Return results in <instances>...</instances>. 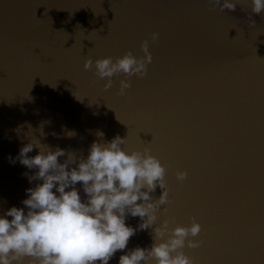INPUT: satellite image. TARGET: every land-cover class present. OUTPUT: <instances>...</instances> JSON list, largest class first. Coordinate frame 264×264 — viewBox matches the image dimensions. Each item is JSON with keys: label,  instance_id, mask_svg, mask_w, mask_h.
<instances>
[{"label": "water", "instance_id": "1", "mask_svg": "<svg viewBox=\"0 0 264 264\" xmlns=\"http://www.w3.org/2000/svg\"><path fill=\"white\" fill-rule=\"evenodd\" d=\"M232 2L235 11L208 0H0V215L23 208L37 183L23 175L35 170L9 162L24 144L86 156L93 141L119 136L126 152L148 148L165 166L172 203L154 227L194 218L202 243L183 251L195 264H264V12ZM144 40L152 62L127 77L123 96V73L105 90L107 78L83 68L87 57L143 56ZM152 243L141 230L126 250Z\"/></svg>", "mask_w": 264, "mask_h": 264}, {"label": "clouds", "instance_id": "2", "mask_svg": "<svg viewBox=\"0 0 264 264\" xmlns=\"http://www.w3.org/2000/svg\"><path fill=\"white\" fill-rule=\"evenodd\" d=\"M208 3L221 11L236 10L232 0ZM250 3L254 14L264 12V0ZM157 39L158 33L152 32L150 40ZM140 50L143 56L139 57L130 51L115 58L87 57L83 68L94 70L100 79L107 78L105 90L112 86L114 75L123 73L126 78L120 80L118 90L123 96L131 87L127 77L143 78L152 62L149 40L141 42ZM124 143L119 136L93 141L88 154L82 156L37 140L24 144L17 157H9L10 163L18 160L35 170L23 175L29 183H37L25 190L23 208L12 206L0 215V264H24L25 260L27 264H109L117 251L124 252L118 264H195L183 249L200 247L202 242L196 239L200 225L190 217L188 226L169 227V220L164 219L154 227L157 211L165 206L161 211L166 213L172 203L164 180L166 168L148 148L126 152ZM33 148L37 154L29 156ZM175 175L180 182L187 178L184 171ZM157 187L160 195L153 199L150 194ZM128 216L138 217L140 223L135 228L127 225ZM148 229L153 237L150 247L126 250L132 236Z\"/></svg>", "mask_w": 264, "mask_h": 264}]
</instances>
